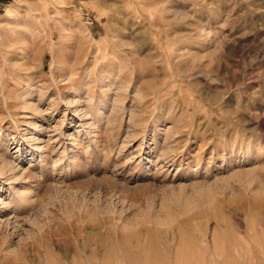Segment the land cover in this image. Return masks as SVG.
Returning a JSON list of instances; mask_svg holds the SVG:
<instances>
[{"label": "rangeland", "instance_id": "obj_1", "mask_svg": "<svg viewBox=\"0 0 264 264\" xmlns=\"http://www.w3.org/2000/svg\"><path fill=\"white\" fill-rule=\"evenodd\" d=\"M0 264H264V0H0Z\"/></svg>", "mask_w": 264, "mask_h": 264}, {"label": "bare ground", "instance_id": "obj_2", "mask_svg": "<svg viewBox=\"0 0 264 264\" xmlns=\"http://www.w3.org/2000/svg\"><path fill=\"white\" fill-rule=\"evenodd\" d=\"M28 199H26V201H27Z\"/></svg>", "mask_w": 264, "mask_h": 264}]
</instances>
